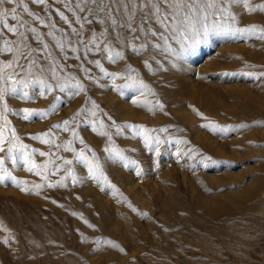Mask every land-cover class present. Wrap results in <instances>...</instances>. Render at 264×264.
<instances>
[{"label":"rangeland","instance_id":"rangeland-1","mask_svg":"<svg viewBox=\"0 0 264 264\" xmlns=\"http://www.w3.org/2000/svg\"><path fill=\"white\" fill-rule=\"evenodd\" d=\"M24 3L28 12L16 3L0 6V12L16 8L24 24L20 31L27 35L21 44L18 34L5 30L9 46L31 53L25 59L15 51H0V87L11 84V74L43 80L52 90L30 85V98L6 97L9 127L15 128L41 174L28 171L19 145L15 164L6 151L0 152V175L8 171L21 181L19 186L0 183V264H264V39L189 30L176 39L170 36L173 51L149 46L136 55L118 49L126 59L112 63L95 50L84 54L71 31L79 25L70 27L56 11L74 20L62 3ZM233 11L235 27L264 25V13L249 14L238 6ZM7 20L20 23L10 14ZM214 20L225 23L223 17L210 16L209 27ZM92 27L102 31L95 23ZM30 28L37 29L47 49ZM57 39L72 42L78 51L61 50ZM142 42L143 37L135 43ZM14 59L24 69L32 60L36 64L31 73L18 65L5 67ZM53 63L56 77L48 71ZM126 64L146 88H124L123 94L115 89L129 83ZM105 73L125 76L113 79ZM78 83L85 91L73 94ZM87 99L99 105L95 116L81 111L94 108ZM24 109L45 115L24 120ZM65 120L69 131L53 127ZM100 120L103 125L97 123V128L109 135H100L88 123ZM127 125L142 127L133 131ZM72 128L83 143L73 137ZM48 132L60 147L36 138ZM12 139L9 131L5 148ZM81 152L99 165L94 175L87 161L76 159Z\"/></svg>","mask_w":264,"mask_h":264},{"label":"snow or ice","instance_id":"snow-or-ice-1","mask_svg":"<svg viewBox=\"0 0 264 264\" xmlns=\"http://www.w3.org/2000/svg\"><path fill=\"white\" fill-rule=\"evenodd\" d=\"M32 3L37 5H49V0H31ZM6 3H16L17 6L22 5L23 11L28 12V4L24 3V0H0V6H3ZM56 3H62L69 12L72 13L74 20H70L64 12L57 9V13L61 20L66 24H69L71 27L73 23L78 24L79 28L71 27L72 33L75 34L76 40L75 43L80 45L84 49V54L87 55L89 52L95 50L104 55V58L116 63L117 61L125 60L124 51L118 49H130L133 54L140 55L146 51L149 46L153 49H162L167 51H173L168 47V41L171 36L172 39L177 38V34L184 35L186 31H193L200 33V30H203V34L207 35L209 31H223L229 35L236 34H251L253 36H258L260 39H264V25L252 24L246 27H235L237 20V14L233 11V6H238L244 9L245 12L249 14L253 13H264V2L255 3L254 0H56ZM16 8L6 10V12H0V41L3 42V48H0V51L4 52H16L19 56L27 59L30 55V51L25 53L21 52L19 48L14 49L9 46L8 39L5 38V30L9 33L18 34L20 36V43L24 44L27 39L25 32L20 31L24 27L22 18L16 15ZM12 16L14 20H20L19 25H10L7 20L8 15ZM29 15H35L34 13H29ZM210 16H219L225 18V23L222 25L217 21H213L211 27L206 23ZM35 19L39 20L41 24H44L45 21L39 16H35ZM96 24L102 28V31L97 33L92 27L93 24ZM201 26L200 29L196 28V25ZM87 26V27H86ZM28 32L35 33L34 39L40 41L43 44V48L47 49L49 45L43 42L42 36L37 33V29L30 28ZM88 33L87 38H85V33ZM48 36H53L55 34L52 31L47 33ZM143 37V42L140 44L135 43L140 41ZM158 38L159 41L163 43H156L155 39ZM107 41V42H106ZM103 44V47H101ZM109 45H112L111 47ZM26 46V45H25ZM56 47L63 50L65 47H71L73 51H78L77 47L73 46L72 42L65 44L63 40H56ZM79 58V57H78ZM154 58V57H153ZM98 67L102 68L98 60L92 61ZM36 61L32 60L29 62V67L24 69L23 65H19L18 60H13L12 62L5 65L7 68H13L14 65H18L26 73H31L32 65H35ZM145 67L151 69V65L148 64L147 60L144 61ZM56 66L53 63V66L48 69L49 73L56 77L57 73L55 70ZM127 70V79L129 83H126L123 86L114 85L117 91H120L123 94V89H136L137 91L146 88L147 85L144 84L142 80L137 79L132 75L135 72V69L132 68L130 64H126ZM3 69H0L2 72ZM85 71H88L85 69ZM106 75H111L113 79L117 76H125V73H105ZM260 76H264V73H261ZM4 76L0 75V80H3ZM259 79V77H257ZM7 80L11 81L10 85L5 84V86L0 87V121L3 123L0 124V152H7L10 157H12L13 163H17V156L14 154V149L19 145L20 148L25 149L19 153V158L23 160L24 163L29 165L28 171L32 172L36 170V174L40 175L41 172L38 168V165L32 159V153L27 151V146L19 142V137L16 134L15 128H10V122L7 118V113L10 111L6 97L9 95L18 96L20 98L28 99L29 94L26 89L30 85H40L42 88L52 90V86L47 84L43 80H29V79H14L13 75L9 74ZM57 87H63L57 85ZM76 91L73 94H78L79 92L85 91L84 85L78 83L75 85ZM40 95H44L41 91ZM86 103L94 105L93 109H82L81 111L91 112L93 116L96 115V110L99 109V105H95L94 101L90 99L86 100ZM162 107V105H159ZM45 113H38L34 110L24 109L22 118L24 120L32 119L36 116H42ZM79 115V112L74 114L72 119L74 120L76 116ZM109 119H111L109 117ZM69 121L65 120L62 123L55 124L53 127L56 129H63L64 131H69ZM91 125L92 130L99 132L100 135H109L106 132L100 131L97 128V123L103 125V121H88ZM114 123V122H113ZM136 131L142 126L137 125H127ZM207 127V125H205ZM11 132L13 137L12 141L9 142L7 148L4 147L5 142L7 141V133ZM73 137L80 139L75 128L71 129ZM122 129L117 127V133H120ZM137 134H140L137 132ZM54 136V133H51ZM50 132L41 133L36 138L44 137L43 143L51 144L55 147H60V145L55 144L54 139L48 138ZM145 140H148V137L145 136ZM80 142L83 143V140L80 139ZM70 143V142H69ZM158 144L159 141H156ZM66 150H68L66 148ZM37 151V150H34ZM107 151H113L108 149ZM39 155L47 156L49 153L40 151ZM119 156V153H116ZM76 159L85 160L87 158L81 152L77 155ZM89 164L90 172L95 174V170L99 168L98 164H93L91 161H87ZM65 164H71V160H65ZM4 164V159L0 157V165ZM127 166V164L125 165ZM139 174V173H138ZM67 175L71 176L72 173L69 170ZM45 179H47L45 177ZM5 181H12L17 186L21 184V181L16 180L11 172L6 171L3 175H0V183ZM59 183V182H58ZM72 183H78V180L75 178L72 179ZM54 186V185H49ZM66 186V185H64ZM36 188L42 187V185L34 186ZM23 191H31V189L24 187ZM87 223V222H86ZM0 227H3L0 225ZM7 231V229H4ZM8 242V237L4 238V243ZM112 247H119L118 245L108 242ZM123 251V249H120Z\"/></svg>","mask_w":264,"mask_h":264}]
</instances>
